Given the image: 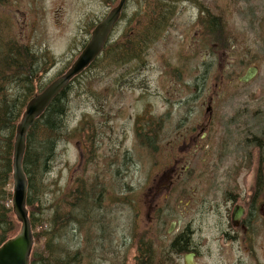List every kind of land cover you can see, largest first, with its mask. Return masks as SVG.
Masks as SVG:
<instances>
[{
  "label": "rangeland",
  "instance_id": "obj_1",
  "mask_svg": "<svg viewBox=\"0 0 264 264\" xmlns=\"http://www.w3.org/2000/svg\"><path fill=\"white\" fill-rule=\"evenodd\" d=\"M145 4L144 0H130L126 7L113 35V39L119 36L114 43L123 47L114 53L117 64L107 66L100 59L67 91L69 135L56 146L47 162L49 170L35 180L32 192L45 219L68 191L75 189L84 196L87 190L90 208L95 206L94 198L98 200V214H104L110 234L109 252L100 264H108L114 244L133 228L138 231V242L122 249L128 257L141 252L143 237L148 239L144 251H167L169 221L162 220L155 235H147L149 208L156 204L163 216L167 218L168 213L167 196L156 198L151 190L158 186L157 175L164 178L168 171L170 143L187 127L206 126L210 103L214 120L206 132L211 138L204 140L205 132L196 140L197 131L180 156L208 158L211 166L224 161L229 166L243 157L256 163L258 157L264 158V0H178L172 4L173 13L161 35L144 49L135 45L138 48L129 52V43L140 36L138 25L148 21ZM109 6L108 0H0V37L54 59L43 76L46 88L72 66L90 40L89 27L92 32ZM210 16L220 20L223 35L217 38L208 34L207 24L203 26ZM253 66L259 70L256 78L239 84L238 79ZM134 130L139 131L138 141L133 139ZM149 137L154 140L152 146L147 145ZM160 184L166 188L165 180ZM89 215V228L94 231L97 213ZM138 216L143 223L139 227ZM201 218H195L194 236L197 241L205 238L212 252L201 250L200 263L234 262L235 254L229 259L219 257V245L212 243L217 233ZM254 238L258 256L264 227H256Z\"/></svg>",
  "mask_w": 264,
  "mask_h": 264
},
{
  "label": "trees",
  "instance_id": "obj_2",
  "mask_svg": "<svg viewBox=\"0 0 264 264\" xmlns=\"http://www.w3.org/2000/svg\"><path fill=\"white\" fill-rule=\"evenodd\" d=\"M144 1V14L148 21L138 25L140 36L137 42L134 39L129 43L126 49L129 52L138 47L144 49L161 35L169 16L173 13L172 4L178 0ZM110 6H113V2ZM206 13L205 10L201 12L202 16ZM205 20L203 26L207 24L206 31L209 35L214 38L223 35L221 24H218L220 20L212 16ZM121 45H111L112 49L101 58L105 65L117 64L114 53L123 48ZM53 60L52 58L51 61L47 53L41 56L29 46L0 37V247L15 237L21 228L11 204L17 126L27 104L35 94L44 90L43 76L50 71ZM97 62L93 66L98 64ZM70 87L66 88L36 121L27 138L24 170L29 181L27 206L35 238L31 264H100L109 252L110 234L105 226L104 214H98L99 202L95 198V206L90 208L87 190L83 193L84 196L75 189L62 194L66 198L58 199L52 214L46 219L43 212L36 207L32 195L35 180L49 170L47 162L49 163L54 155L56 146L69 135L66 130V94ZM82 187L87 189L86 185ZM77 193L81 194L78 205L75 204ZM91 211L97 213L94 222L95 234L92 232L93 228H89ZM79 218L84 220L80 222ZM78 232L81 234L79 242L76 238Z\"/></svg>",
  "mask_w": 264,
  "mask_h": 264
},
{
  "label": "flooded vegetation",
  "instance_id": "obj_3",
  "mask_svg": "<svg viewBox=\"0 0 264 264\" xmlns=\"http://www.w3.org/2000/svg\"><path fill=\"white\" fill-rule=\"evenodd\" d=\"M238 1L240 3V0ZM124 16L123 14V19ZM100 21L98 20L95 26ZM118 37L109 39L106 50ZM84 49L85 47L82 51ZM106 50L103 54H106ZM205 118L206 126H191L185 128L184 132L177 133L170 143L172 155L168 171L164 175L165 179L157 175L158 186L151 190L156 198L167 196L168 213L167 218L163 216L164 212L162 214L155 209L156 204L149 208L145 225L148 230L147 235H150V232L155 235V230L161 225L162 220H166L165 223L169 221L167 251L159 248V245V250L165 252L150 254L144 251L142 246L148 239L143 237L139 242L141 252L139 250L133 257H128V253L122 252V249L126 250L138 242L136 236L138 231L133 228L130 229L129 235L127 232V235L124 234L116 242L118 252L113 253L108 264H201L200 260L204 256L201 250L207 249L211 254L212 249L207 247L208 242L205 238L200 237L198 241L195 239L192 226L198 216L202 217L201 222L206 221L215 229L217 236L212 238V243L219 245L218 253L221 259L223 256L229 259L231 254H235V261L228 264H255L254 235L256 227H264V158L258 157L256 163L248 157H243L239 158V162H233L229 166H225V161L211 166L208 158L202 159L197 155L180 156L189 149L187 140L195 136L197 131L200 130L195 137L196 140L203 138L200 134H204L210 122L214 120L212 107L206 110ZM210 138L211 136L206 132L204 140ZM133 139L139 140V131L134 130ZM146 142L147 145L150 143L152 146L154 140L149 137ZM163 180L166 181V188H160ZM136 219H138L136 226L137 224L138 227L142 226L140 216ZM261 245L258 256L264 260V243ZM250 256L251 263L248 262ZM258 256L256 254L257 264H263Z\"/></svg>",
  "mask_w": 264,
  "mask_h": 264
},
{
  "label": "water",
  "instance_id": "obj_4",
  "mask_svg": "<svg viewBox=\"0 0 264 264\" xmlns=\"http://www.w3.org/2000/svg\"><path fill=\"white\" fill-rule=\"evenodd\" d=\"M127 2L128 0H121L118 6L94 29L89 44L70 69L52 82L44 91L36 94L27 104L26 111L17 126L13 157L12 208L16 219L21 224V230L16 237L0 248V264H31L35 240L27 208L29 182L23 168L28 134L53 101L71 85L75 78L89 69L103 52ZM257 73L256 68L250 69L240 79V82L249 83L256 77Z\"/></svg>",
  "mask_w": 264,
  "mask_h": 264
},
{
  "label": "bare ground",
  "instance_id": "obj_5",
  "mask_svg": "<svg viewBox=\"0 0 264 264\" xmlns=\"http://www.w3.org/2000/svg\"><path fill=\"white\" fill-rule=\"evenodd\" d=\"M107 51H108V50H107ZM54 101H55V100H54ZM54 101H53V102H54ZM52 104H53V103H52ZM52 104H51V105H52ZM51 105H50V106H51ZM50 106H49V108H50ZM26 108H27V107H26ZM49 108H48V109H49ZM48 109H47V110H48ZM47 110H46V111H47ZM25 111H26V110H25ZM46 111H45V113H46ZM45 113H44V114H45ZM44 114H43V115H44ZM43 115H42V116H43ZM22 117H23V116H22ZM21 119H22V118H21ZM34 125H35V124H34ZM33 127H34V126H33ZM33 127H32V128H33ZM15 141H16V139H15ZM14 146H15V144H14ZM26 151H27V147H26ZM23 168H24V163H23ZM24 172H25V170H24ZM26 176H27V175H26ZM27 179H28V177H27ZM27 207H28V206H27ZM92 232H93V234H95L94 231H92ZM124 234H125V233H124ZM126 235H127V234H126ZM129 239H130V237H129ZM98 244H99V242H98ZM112 248H113V249H112V253H117V252H118V249H117V247H116V243L114 244V247H112Z\"/></svg>",
  "mask_w": 264,
  "mask_h": 264
}]
</instances>
